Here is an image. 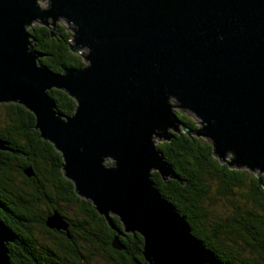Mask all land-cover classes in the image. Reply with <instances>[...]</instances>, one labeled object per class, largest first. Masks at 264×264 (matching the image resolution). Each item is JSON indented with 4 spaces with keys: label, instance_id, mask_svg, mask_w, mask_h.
Listing matches in <instances>:
<instances>
[{
    "label": "water",
    "instance_id": "obj_1",
    "mask_svg": "<svg viewBox=\"0 0 264 264\" xmlns=\"http://www.w3.org/2000/svg\"><path fill=\"white\" fill-rule=\"evenodd\" d=\"M46 1L0 0V103L33 114L76 194L116 232L113 249H124L120 236L138 233L148 264H226L153 182L156 171L185 184L153 138L202 135L229 168L264 173V0ZM59 19L72 27L71 51L87 50L81 68L61 64L55 72L38 63L45 54L34 48L28 26L51 23L55 36ZM53 88L74 99L71 115L57 110ZM170 99L201 127L185 124ZM0 150L25 157L2 138ZM23 173L33 176L29 166ZM45 225L69 235L57 210ZM14 240L0 219V264H12Z\"/></svg>",
    "mask_w": 264,
    "mask_h": 264
},
{
    "label": "trees",
    "instance_id": "obj_2",
    "mask_svg": "<svg viewBox=\"0 0 264 264\" xmlns=\"http://www.w3.org/2000/svg\"><path fill=\"white\" fill-rule=\"evenodd\" d=\"M34 48L45 54L38 63L55 72L60 65L81 68L82 55L71 51L73 35L58 24L56 35L43 25L29 28ZM50 98L64 115H71L75 101L65 91L51 89ZM177 113V112H176ZM189 127L196 123L183 114ZM33 114L24 106L0 103V138L13 150H0V219L13 230L8 244L12 264H148L142 237L125 233L119 239L124 249L110 243L116 235L90 200L78 196L62 170V156L34 128ZM175 173L185 180H162L156 171L151 178L160 193L186 217L191 232L226 264H264V173L245 167L229 168L214 156L212 144L201 136L174 133L169 141L156 144ZM31 167L33 176L23 173ZM57 210L68 223L70 237L46 227L45 219ZM116 226L119 219L112 216ZM19 242L29 260L20 261L14 243ZM66 242V243H65ZM74 242V244H70ZM78 247L79 252L74 247ZM76 254V255H75ZM79 258V259H78ZM29 262V263H28Z\"/></svg>",
    "mask_w": 264,
    "mask_h": 264
},
{
    "label": "rangeland",
    "instance_id": "obj_3",
    "mask_svg": "<svg viewBox=\"0 0 264 264\" xmlns=\"http://www.w3.org/2000/svg\"><path fill=\"white\" fill-rule=\"evenodd\" d=\"M38 4L41 7H46L47 6V1L46 0H38ZM58 24L64 25L66 27V30L72 33V29H70V28H72L71 25L69 24V27L70 28H68V23L64 19H59L57 21V25ZM34 25H42V24L39 21H37V22L29 25L28 26V29L31 28V27H33ZM43 26H45V25H43ZM45 27H47V26H45ZM49 28L52 29L51 23H49ZM79 52L83 55V54H86L87 53V50L85 48H81L79 50ZM82 59H83L84 63H86L85 60H84V58H83V56H82ZM170 104L172 105V107L175 110V112H177L178 114H183L188 119L190 118L192 121H194L196 123V129H199L201 127V123L199 121V118H197L193 113L189 112L188 110H184L183 108L178 107L177 104H176V101L174 99H170ZM153 137H155V136H153ZM201 137H203V136L201 135ZM204 138L205 139H208L206 137H204ZM163 141H165V140H161L160 141L157 138H153V142L155 144H158V143L163 142ZM104 164L111 165L112 164V160L111 159H106V160H104Z\"/></svg>",
    "mask_w": 264,
    "mask_h": 264
},
{
    "label": "flooded vegetation",
    "instance_id": "obj_4",
    "mask_svg": "<svg viewBox=\"0 0 264 264\" xmlns=\"http://www.w3.org/2000/svg\"><path fill=\"white\" fill-rule=\"evenodd\" d=\"M69 223V222H68ZM51 230H54L55 232H57V234L59 235V236H65L64 235V233L66 234V236L67 237H70L69 235H67V233H66V231H64V230H55V229H51ZM66 243V242H65ZM70 244H74V242H70ZM14 247H15V249L16 250H18V252H19V254H18V258L20 259V261H22V262H24V261H28L29 260V258L25 255V254H23V251H22V247H20V245H19V242H16V243H14ZM78 247H80L79 245H77L76 247H74L73 246V250H74V253L76 252V250L79 252V249H78ZM76 255V254H75ZM144 257V256H143ZM79 259V258H78ZM72 260H73V263H76L77 262V259L75 258V257H73V258H67V261H68V264H69V262H72ZM146 261V260H145ZM29 263V262H28Z\"/></svg>",
    "mask_w": 264,
    "mask_h": 264
},
{
    "label": "bare ground",
    "instance_id": "obj_5",
    "mask_svg": "<svg viewBox=\"0 0 264 264\" xmlns=\"http://www.w3.org/2000/svg\"><path fill=\"white\" fill-rule=\"evenodd\" d=\"M106 160V159H105Z\"/></svg>",
    "mask_w": 264,
    "mask_h": 264
}]
</instances>
